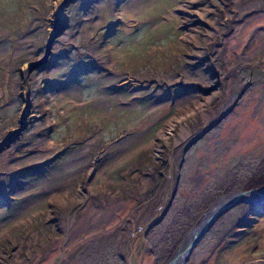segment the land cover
I'll use <instances>...</instances> for the list:
<instances>
[{"label": "rangeland", "instance_id": "obj_1", "mask_svg": "<svg viewBox=\"0 0 264 264\" xmlns=\"http://www.w3.org/2000/svg\"><path fill=\"white\" fill-rule=\"evenodd\" d=\"M0 145V264H166L264 177V0H0ZM262 209L186 264H264Z\"/></svg>", "mask_w": 264, "mask_h": 264}, {"label": "water", "instance_id": "obj_2", "mask_svg": "<svg viewBox=\"0 0 264 264\" xmlns=\"http://www.w3.org/2000/svg\"><path fill=\"white\" fill-rule=\"evenodd\" d=\"M59 31L54 32L48 43L47 51L45 56L38 62L30 64L26 69L25 73L37 69L47 62L50 55V49L55 39L58 37ZM24 119H21V126L18 130L11 132L5 142L14 139L21 130L24 129ZM2 145V144H1ZM0 145V146H1ZM239 204H248L253 206H260L264 211V187L251 189L247 191H239L229 195L221 196L215 203L211 204L196 221L193 228L187 234L183 244L177 249L172 258L166 264H186L189 260L192 251L201 241L206 232L213 226L215 221L227 210L235 207Z\"/></svg>", "mask_w": 264, "mask_h": 264}, {"label": "bare ground", "instance_id": "obj_3", "mask_svg": "<svg viewBox=\"0 0 264 264\" xmlns=\"http://www.w3.org/2000/svg\"><path fill=\"white\" fill-rule=\"evenodd\" d=\"M182 119H183L182 117H174L170 119L167 122L166 129L159 131V133L157 134V138L164 139L167 136V134H171L173 129H175V126L177 125V123H179Z\"/></svg>", "mask_w": 264, "mask_h": 264}, {"label": "trees", "instance_id": "obj_4", "mask_svg": "<svg viewBox=\"0 0 264 264\" xmlns=\"http://www.w3.org/2000/svg\"><path fill=\"white\" fill-rule=\"evenodd\" d=\"M264 177H255L253 181L251 182L250 188L249 189H257V188H262L264 187Z\"/></svg>", "mask_w": 264, "mask_h": 264}]
</instances>
